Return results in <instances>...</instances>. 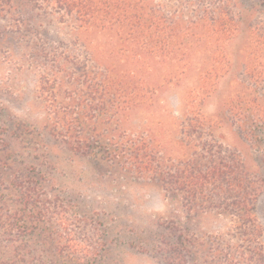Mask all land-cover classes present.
I'll return each instance as SVG.
<instances>
[{
    "label": "rangeland",
    "instance_id": "rangeland-1",
    "mask_svg": "<svg viewBox=\"0 0 264 264\" xmlns=\"http://www.w3.org/2000/svg\"><path fill=\"white\" fill-rule=\"evenodd\" d=\"M143 1L154 52L150 33L88 27L54 2L0 9V215L21 209L19 184L44 214L0 228L1 263L264 264V0ZM231 10L238 26L211 21ZM128 144L154 169L132 170ZM242 160L250 206L213 186V205L185 199L187 168Z\"/></svg>",
    "mask_w": 264,
    "mask_h": 264
},
{
    "label": "trees",
    "instance_id": "trees-1",
    "mask_svg": "<svg viewBox=\"0 0 264 264\" xmlns=\"http://www.w3.org/2000/svg\"><path fill=\"white\" fill-rule=\"evenodd\" d=\"M15 1L17 0H0V9L8 8L10 10H16L17 6L14 5ZM47 1L52 8V2H54L56 5L55 9L61 13L64 12L67 15L75 14L76 20L84 22L88 27L97 25L103 30L111 28L115 24H122L120 26L128 24L130 25L131 33L133 32L131 38L136 42H138L142 36L146 37V35H149L147 33H150V40L146 38V42L143 45L148 49L147 51L151 52H154L155 48L158 47L156 46L158 42H153L155 36H153L154 33L151 31L157 24L154 22L153 16L145 15L150 10H145L146 2L143 0H43V2ZM223 11H218L214 18L211 19L213 24L226 27L230 22H235L237 26L239 25L240 19L232 10L229 14ZM252 30V32H255L254 34L257 42H263L264 24L253 26ZM127 147H129V149L125 152L123 150L125 154H122V159L125 158L127 154L129 155L127 159H129L130 168L132 170H138L139 173H141V171H149V169L151 171L154 169V167L152 165L150 166L148 163L150 161L149 157L151 156L147 154L148 152L143 147L138 144H128ZM145 154H147V156ZM145 157L148 159H145ZM244 164V160H242L241 164L238 166L240 172H238L236 167H231L225 162L219 165L205 167L204 172L196 171L197 169L195 170L194 167H189L186 169V172L189 173L187 179L182 181L179 186L185 188L188 192L190 191V196H194L193 198H185L189 202L193 203L199 200L205 203H211L212 205L214 204L212 198L203 195L204 190L208 189V186H213V189L223 190L222 192H224L226 188L225 192L231 191L237 195V200L233 201L234 207L237 206V209L240 207L245 209L257 200L260 190H252V182L250 181V176ZM4 167L8 168L6 164L0 161V169ZM18 186H20L22 192L21 200L19 201L21 209L13 216L4 217L0 215V228L5 231L4 233L9 235H11L12 232L25 234V231H22V227L19 226V218H21L23 222L34 224L36 227L44 220L42 210H38L37 214L33 211L35 207L41 205V196L37 188L33 186L25 187L23 184H19ZM210 191L211 190H209V192ZM1 201L0 199V202ZM30 208L32 211L27 212ZM247 212L248 210L246 209V212L243 213L244 217H247ZM34 230L35 229L32 228V230L29 231L33 232ZM63 247L70 249V246ZM0 264L4 263L0 262Z\"/></svg>",
    "mask_w": 264,
    "mask_h": 264
}]
</instances>
